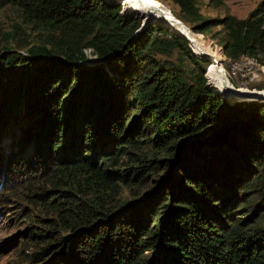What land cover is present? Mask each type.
I'll use <instances>...</instances> for the list:
<instances>
[{
	"label": "trees",
	"instance_id": "trees-1",
	"mask_svg": "<svg viewBox=\"0 0 264 264\" xmlns=\"http://www.w3.org/2000/svg\"><path fill=\"white\" fill-rule=\"evenodd\" d=\"M171 1L181 14L155 2L200 43L220 27L203 47L235 89L223 65L264 53V0L245 18ZM145 5L0 0V137L20 131L0 172L19 165L23 247L34 264H264V98L219 88L169 23L137 33Z\"/></svg>",
	"mask_w": 264,
	"mask_h": 264
},
{
	"label": "rangeland",
	"instance_id": "rangeland-1",
	"mask_svg": "<svg viewBox=\"0 0 264 264\" xmlns=\"http://www.w3.org/2000/svg\"><path fill=\"white\" fill-rule=\"evenodd\" d=\"M159 1L161 2L163 8L171 12V14H181L179 6L174 4L171 0ZM261 1L263 0H196V9L198 11V15L202 16L203 18L222 17L228 14L234 15L237 18H245ZM144 7H146V5ZM145 15L147 16L145 18L146 20L147 18L154 16V11H151L148 6ZM14 17L15 16L13 13L7 12L6 16H3L2 24L7 28L8 25H11V21H13ZM144 21H142V23ZM198 21L199 19H193V21H190V24ZM219 30L220 27H213L210 31L205 32L202 35L203 41L201 44L203 43V46L206 45L207 47L213 48L214 50L219 49L221 46L220 39L222 36V33ZM86 56L87 61L85 63H88L89 65L99 64L96 56L90 50L86 51ZM248 59H250L251 62H243L242 64L250 66L251 70L259 72V75L250 77L249 80L238 78V73H236L233 66L239 65L241 63L233 64L237 61L235 60L226 62L223 65L225 69V76L227 77L226 80H228L230 84L233 85L235 88L234 90L236 91L240 90L245 92H260L264 90V53H260L255 59ZM16 122V120H13V122H10L9 125L7 124L3 130L5 134L0 137V153L7 152V145L9 144V140L12 139V135L18 134V132H20L15 125ZM1 163H4L2 159L0 160V164ZM18 167L19 165H16V167L10 166L5 172H0V264H34L33 261L29 260L31 257L33 258L31 254L32 250L24 249L23 247L24 239L22 236V231H24L25 226L29 225L30 220L25 218V216L22 214H16V212L23 207V204L22 201L11 192L12 185L15 181H17L16 178L15 180L13 178L15 174H17ZM9 168L10 170L12 169L15 171V173H8ZM3 173L5 174L4 177ZM25 255H29V257L26 258Z\"/></svg>",
	"mask_w": 264,
	"mask_h": 264
},
{
	"label": "water",
	"instance_id": "water-1",
	"mask_svg": "<svg viewBox=\"0 0 264 264\" xmlns=\"http://www.w3.org/2000/svg\"><path fill=\"white\" fill-rule=\"evenodd\" d=\"M137 1L140 2V1H143V0H137ZM154 9H155V12H156L157 16H154V17L151 16V17L147 18L142 23V25L140 26V28L137 30V33L139 31H142L154 19H160L162 21H165V19H166V20L174 23L175 25H177L179 29H175V30L181 32L188 39H191L190 38V33L191 34H195L192 31L191 28H189L181 20L176 19L175 17L171 16L168 12L160 9L158 6H154ZM161 17H163V18L161 19ZM196 54H198L200 57H202L205 60H211V58H212V56L210 54H208V53L200 52V53H196ZM215 62L217 63V65L219 64V61L215 60ZM86 64H88V63H86ZM224 88L228 91V93H230V94H232L235 97L240 98V99L251 100V99H262V98H264V95L262 93H260L259 91H254V92H251L249 94H242V93H239L237 91L231 90L226 85H224Z\"/></svg>",
	"mask_w": 264,
	"mask_h": 264
},
{
	"label": "bare ground",
	"instance_id": "bare-ground-1",
	"mask_svg": "<svg viewBox=\"0 0 264 264\" xmlns=\"http://www.w3.org/2000/svg\"><path fill=\"white\" fill-rule=\"evenodd\" d=\"M124 2H127V3H136V4H149L151 5V7L153 8V11H154V16H157L156 12H155V9H154V6H157L156 2L154 0H143V1H140L138 2L137 0H122ZM153 16V17H154ZM163 17H161L162 19ZM165 21L169 24H171V26L174 28V29H179L177 25H175L174 23L168 21L165 19ZM192 32V31H191ZM190 42L192 44V47H193V50L196 52V53H200V52H204V53H208L206 51V49L203 47V45L200 43L199 39L196 37L195 34H191L190 33ZM209 54V53H208ZM211 55V54H210ZM212 56V55H211ZM219 61L216 57L212 56L210 62L213 64L214 66V82L215 84L221 88L222 90H224L225 92H228L225 88H224V85H226L223 80H222V76H221V71H220V66L219 64L217 65V63L215 62V60ZM237 73V72H236ZM255 76V75H254ZM250 79V78H249ZM249 79H243V80H249ZM227 86V85H226ZM229 87V86H228ZM230 88V87H229ZM231 90H234L233 88H230ZM236 91V90H234ZM251 93V92H250ZM264 95V92H260Z\"/></svg>",
	"mask_w": 264,
	"mask_h": 264
},
{
	"label": "built area",
	"instance_id": "built-area-1",
	"mask_svg": "<svg viewBox=\"0 0 264 264\" xmlns=\"http://www.w3.org/2000/svg\"><path fill=\"white\" fill-rule=\"evenodd\" d=\"M235 71L238 73V78L240 79H249L254 75H259V72H255L251 70V67L248 65H243L242 63L239 65L233 66Z\"/></svg>",
	"mask_w": 264,
	"mask_h": 264
}]
</instances>
